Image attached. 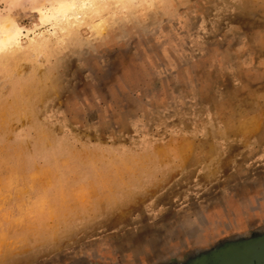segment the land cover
<instances>
[{
	"label": "rangeland",
	"instance_id": "obj_1",
	"mask_svg": "<svg viewBox=\"0 0 264 264\" xmlns=\"http://www.w3.org/2000/svg\"><path fill=\"white\" fill-rule=\"evenodd\" d=\"M57 1L0 0L21 31L0 50V264L250 262L264 0H65L47 16ZM192 225L213 242L191 246Z\"/></svg>",
	"mask_w": 264,
	"mask_h": 264
},
{
	"label": "bare ground",
	"instance_id": "obj_2",
	"mask_svg": "<svg viewBox=\"0 0 264 264\" xmlns=\"http://www.w3.org/2000/svg\"><path fill=\"white\" fill-rule=\"evenodd\" d=\"M56 7H55V9H54V12L53 13H49L47 16H51V17H53L54 15H55V13H64L66 10H68L69 8H73L74 6H73V3L70 1H65V0H59V1H57L56 3ZM20 36H21V31H20V29L15 25V24H13V23H11V22H5V21H3V22H1L0 23V50H2L3 48H8V47H11V46H16L18 43H19V40H20ZM22 96V95H21ZM261 111V110H260ZM19 112V111H18ZM9 114V113H8ZM263 137V136H262ZM53 139V138H52ZM261 139V138H260ZM262 144V143H261ZM151 146V145H150ZM42 150V149H41ZM229 151V150H228ZM23 152V151H22ZM63 152V151H62ZM16 155V154H15ZM76 155V154H75ZM250 155V154H249ZM248 155V156H249ZM80 156V155H79ZM247 156V157H248ZM3 159V158H2ZM228 159V158H227ZM243 161V160H242ZM178 162V161H177ZM153 164V163H152ZM180 166V165H179ZM247 169V168H246ZM249 169V168H248ZM11 172V171H10ZM23 172V171H22ZM25 172V171H24ZM56 172V171H55ZM58 172V171H57ZM7 173V172H6ZM64 173V172H63ZM4 175V174H3ZM155 175V174H154ZM57 176V175H56ZM62 177V176H61ZM205 177V176H204ZM138 178V177H137ZM2 180V179H1ZM14 180V179H13ZM83 185V184H82ZM50 186V185H49ZM75 186V185H74ZM37 188V187H36ZM41 188V187H40ZM74 188V187H73ZM53 189V188H52ZM35 190V189H34ZM33 190V191H34ZM54 190V189H53ZM12 191V190H11ZM58 191V190H57ZM56 191V192H57ZM61 191V190H60ZM6 192V191H5ZM63 193H65V192H63ZM67 193H69V192H67ZM125 193V192H124ZM58 194V193H57ZM200 194V193H199ZM32 195V194H31ZM56 195V193L54 194V196ZM61 195V194H60ZM63 195V194H62ZM3 197V196H2ZM35 197H37V196H35ZM58 197H60V196H58ZM64 197V196H63ZM202 197V196H201ZM31 198H33V197H31ZM50 198V197H49ZM53 198V197H52ZM5 199V198H4ZM58 199V198H57ZM201 199V198H200ZM207 199V198H206ZM47 202H49L48 200H47ZM65 203H66V199H65V201L64 200H60V201H58V204H59V206L57 207V208H49L48 210H47V216H48V219L49 218H54V219H60V214H61V211H62V208H63V206L65 205ZM115 204V203H114ZM56 205V204H55ZM6 206V205H5ZM34 206V205H33ZM47 206V205H46ZM9 207V206H8ZM6 208V207H5ZM39 209H40V207H39ZM46 209H47V207H46ZM45 210V209H44ZM4 212V211H3ZM44 212V211H43ZM4 214H5V212H4ZM9 214V213H8ZM45 214H46V212H45ZM97 214V213H96ZM34 215H35V213H34ZM165 217H166V215H165ZM164 217V218H165ZM17 218V217H16ZM31 218V217H30ZM37 218V217H36ZM8 220V219H7ZM41 220V219H40ZM103 220V219H102ZM6 221V220H5ZM28 221V220H27ZM26 221V222H27ZM212 221L213 220H211V218H209V220H208V223L206 222V221H204L203 223H202V221H201V219H199L198 220V222L200 223V227L202 226V227H210V230H212V231H216V229L213 227V224H212ZM1 222H2V220H1ZM8 222V221H7ZM29 223H30V221H29ZM35 223V222H34ZM242 223V222H241ZM36 224V223H35ZM10 225V224H9ZM39 225V224H38ZM42 225V224H41ZM30 226V225H29ZM197 226V227H196ZM199 227V225H195L194 226V229H193V232H195L196 231V229ZM198 228V230L199 229H201V228ZM9 230H11V229H9ZM198 230H197V232H198ZM12 231V230H11ZM32 231V230H31ZM23 232V231H22ZM29 232V231H28ZM193 232L191 231V233H187V235H184L186 238H194V236L195 235H197L196 233L195 234H193ZM38 235V234H37ZM6 236V235H5ZM21 236V238H22V235H20ZM135 238V237H134ZM1 239V238H0ZM8 239V238H7ZM132 239V238H131ZM143 239H146L145 237L143 238ZM4 240V239H3ZM3 240H0V242H3ZM23 240V239H22ZM147 240L149 241L150 239H146V242H147ZM29 241H31V240H29ZM135 241V240H134ZM133 240H130V243H132L131 244V246H132V248H136L135 246L137 245L136 244V242L137 241H135L134 242ZM140 241H143L144 242V240H140ZM263 241H264V239H263ZM134 242V243H133ZM145 243V242H144ZM262 241H257V240H255L254 242H246V244H244L245 246L244 247H246L245 249H246V252H244V254H242V256H240V259H243V258H245L246 256H248L249 258L251 257V261L249 262V260H247L246 262H243V264H264V256H262L261 254H260V251L263 249V245H262ZM24 244V243H23ZM4 245V244H3ZM143 246V245H142ZM260 247H261V250H260ZM144 248H145V246H144ZM231 251H233V249H230ZM259 252V253H258ZM233 253H235L234 251H233ZM149 254V253H148ZM222 255H221V258H220V256L218 257L217 255H215L214 257L216 258V259H218L219 261H218V263H216V264H235V263H237V264H242V260L240 261H229L227 258L228 257H226L227 256V254L226 253H224V252H222L221 253ZM163 258V257H162ZM164 259V258H163ZM163 259H160V261L157 263V264H163ZM211 263H213L214 264V259L212 258L211 259V261H210ZM210 263V264H211ZM194 264H205L204 263V260H202V259H198Z\"/></svg>",
	"mask_w": 264,
	"mask_h": 264
},
{
	"label": "crops",
	"instance_id": "obj_3",
	"mask_svg": "<svg viewBox=\"0 0 264 264\" xmlns=\"http://www.w3.org/2000/svg\"><path fill=\"white\" fill-rule=\"evenodd\" d=\"M262 180H264V178H262ZM262 184H263V182H262ZM217 218H219V217H217ZM184 225V224H183ZM195 226V225H194ZM194 226L192 225V228H188L187 229V231L186 232H188V230H189V233H191V231L193 232V229H194ZM197 227V226H196ZM199 228V227H198ZM198 228L196 229V231L195 232H193V234H195L196 232H197V230H198ZM208 228H209V226L207 227V231H209L208 230ZM165 231H166V233L168 234V236L169 235H171V233L173 232V230L171 229H165ZM177 231V230H176ZM184 232V231H183ZM197 235H195L194 236V238H191L190 240H191V242H190V244H191V246H201L202 247V245H204V244H202V243H206V244H209V243H211V242H213V241H211L210 242V240H212V238H210L209 236H213V235H209V234H204V233H202V234H200L199 232H197L196 233ZM184 236V235H183ZM146 239H150V236H148V237H145ZM143 241H138V242H136V250L137 251H139V250H143L144 249V246H142L141 245V243H142ZM205 244V245H206ZM208 246V245H207ZM263 247H264V245H263ZM133 250V249H132ZM225 250H227V248L226 249H224V253L225 252H227V251H225ZM260 250H261V247H260ZM243 251V250H242ZM264 250L262 249L260 252H263ZM244 252H246V251H244ZM212 253V252H211ZM214 255V254H213ZM215 256V255H214ZM214 256H212V257H210V259H209V257H204V262H205V264H210L211 262V259L213 258L214 259ZM209 259V260H208ZM246 262V261H245ZM211 264H213V263H211ZM230 264V263H229ZM242 264H243V262H242Z\"/></svg>",
	"mask_w": 264,
	"mask_h": 264
}]
</instances>
